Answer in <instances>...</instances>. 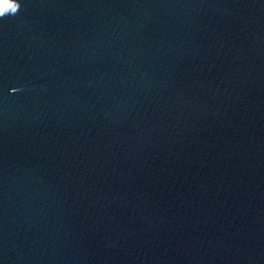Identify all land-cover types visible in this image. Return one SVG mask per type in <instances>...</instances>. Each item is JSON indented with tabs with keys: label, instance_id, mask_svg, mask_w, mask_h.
<instances>
[{
	"label": "water",
	"instance_id": "water-1",
	"mask_svg": "<svg viewBox=\"0 0 264 264\" xmlns=\"http://www.w3.org/2000/svg\"><path fill=\"white\" fill-rule=\"evenodd\" d=\"M0 264H264V0H0Z\"/></svg>",
	"mask_w": 264,
	"mask_h": 264
},
{
	"label": "snow or ice",
	"instance_id": "snow-or-ice-1",
	"mask_svg": "<svg viewBox=\"0 0 264 264\" xmlns=\"http://www.w3.org/2000/svg\"><path fill=\"white\" fill-rule=\"evenodd\" d=\"M17 5L16 4H12V5H8V6H6V7H11V8H15Z\"/></svg>",
	"mask_w": 264,
	"mask_h": 264
}]
</instances>
